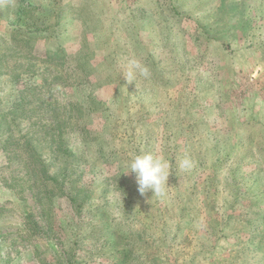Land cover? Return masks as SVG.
<instances>
[{
  "label": "rangeland",
  "instance_id": "obj_1",
  "mask_svg": "<svg viewBox=\"0 0 264 264\" xmlns=\"http://www.w3.org/2000/svg\"><path fill=\"white\" fill-rule=\"evenodd\" d=\"M0 264H264V0H0Z\"/></svg>",
  "mask_w": 264,
  "mask_h": 264
},
{
  "label": "clouds",
  "instance_id": "obj_2",
  "mask_svg": "<svg viewBox=\"0 0 264 264\" xmlns=\"http://www.w3.org/2000/svg\"><path fill=\"white\" fill-rule=\"evenodd\" d=\"M121 75L129 83L135 82L137 76L145 80L151 78L150 68L140 60L130 59L122 66ZM180 167L190 170L194 167V162L189 158L180 161ZM170 162L161 155L153 152H142L132 156L125 162V174L133 173L137 190L141 196L149 191L153 195L163 197L166 195L167 181L170 175Z\"/></svg>",
  "mask_w": 264,
  "mask_h": 264
}]
</instances>
